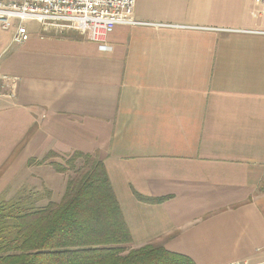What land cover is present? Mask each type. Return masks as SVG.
I'll list each match as a JSON object with an SVG mask.
<instances>
[{
    "label": "crops",
    "instance_id": "0c3cea01",
    "mask_svg": "<svg viewBox=\"0 0 264 264\" xmlns=\"http://www.w3.org/2000/svg\"><path fill=\"white\" fill-rule=\"evenodd\" d=\"M133 17L104 47L32 22L16 56L0 49V193L22 170L65 192L30 160L93 154L130 248L264 260V14L255 0H137Z\"/></svg>",
    "mask_w": 264,
    "mask_h": 264
},
{
    "label": "trees",
    "instance_id": "16d2710c",
    "mask_svg": "<svg viewBox=\"0 0 264 264\" xmlns=\"http://www.w3.org/2000/svg\"><path fill=\"white\" fill-rule=\"evenodd\" d=\"M51 154L62 161L50 164L67 174L64 196L43 206L44 196L27 188L0 198V264H195L161 245L130 248L132 235L104 162L81 151Z\"/></svg>",
    "mask_w": 264,
    "mask_h": 264
},
{
    "label": "built area",
    "instance_id": "2783aa9c",
    "mask_svg": "<svg viewBox=\"0 0 264 264\" xmlns=\"http://www.w3.org/2000/svg\"><path fill=\"white\" fill-rule=\"evenodd\" d=\"M137 0H0V24L14 28L12 42L30 40V23H38L45 32L75 30L105 45L107 37L120 24H134ZM264 14V0H255ZM4 79H8L3 76ZM229 264H264V260L232 261Z\"/></svg>",
    "mask_w": 264,
    "mask_h": 264
},
{
    "label": "rangeland",
    "instance_id": "374dc122",
    "mask_svg": "<svg viewBox=\"0 0 264 264\" xmlns=\"http://www.w3.org/2000/svg\"><path fill=\"white\" fill-rule=\"evenodd\" d=\"M14 28H11L10 30H5L2 28L0 24V49L7 48L4 55H13L16 56L19 51L17 50V45L13 44L11 42L12 39V33ZM1 56L2 59L6 56ZM49 156V155H48ZM51 156V155H50ZM49 156V157H50ZM48 162H45L43 165H47L48 167L45 168L48 171H50L52 168L50 167V163L52 161H62V158L52 156L51 158H48ZM38 165V164H37ZM36 166V164H35ZM43 170L41 172L39 170L31 171L27 173V170H22L18 173V177L15 179V182L12 186H9L4 193H0L1 197L11 198L14 195L17 194L18 191L22 190L23 188H27V190L37 191V193H40L44 196V198L39 202V205H46L50 199L61 201V199L64 196V191L62 192V189H60V176L49 177L48 175L43 174ZM2 171H0V174ZM31 173V177H29V174ZM54 173H56L54 171ZM45 176V177H43ZM65 177H67V174H64ZM50 178V179H49ZM48 183V185H47ZM52 184L54 187L50 188ZM47 185V186H46ZM56 185V186H55ZM53 191V192H52ZM55 191V192H54Z\"/></svg>",
    "mask_w": 264,
    "mask_h": 264
}]
</instances>
